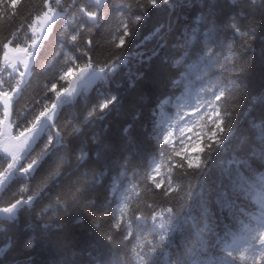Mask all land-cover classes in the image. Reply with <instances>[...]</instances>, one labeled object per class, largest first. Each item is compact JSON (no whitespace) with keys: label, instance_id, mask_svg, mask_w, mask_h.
Wrapping results in <instances>:
<instances>
[{"label":"snow or ice","instance_id":"6c2138e0","mask_svg":"<svg viewBox=\"0 0 264 264\" xmlns=\"http://www.w3.org/2000/svg\"><path fill=\"white\" fill-rule=\"evenodd\" d=\"M0 264H264V0H0Z\"/></svg>","mask_w":264,"mask_h":264}]
</instances>
